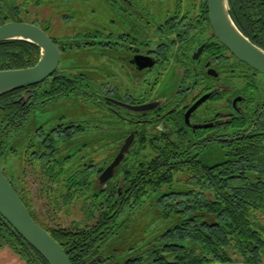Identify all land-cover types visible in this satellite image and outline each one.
Wrapping results in <instances>:
<instances>
[{
	"label": "flooded vegetation",
	"instance_id": "obj_1",
	"mask_svg": "<svg viewBox=\"0 0 264 264\" xmlns=\"http://www.w3.org/2000/svg\"><path fill=\"white\" fill-rule=\"evenodd\" d=\"M245 2L237 27L264 50V0ZM9 22L45 31L60 60L52 76L6 97L13 99L9 114H17L0 126L2 160L17 150L24 180L32 164L40 183L64 184L71 191L64 198L87 205L82 218L63 230L45 225L0 170L39 224L67 234L63 247L77 264L79 247L87 264H165V194L171 191L165 182L151 183L152 167L160 164L156 153L175 150L214 166L233 160L243 143L264 138V74L220 41L209 0H0V25ZM36 46L37 64L42 49ZM146 104L151 108L136 109ZM10 136H18L16 150ZM129 139L123 160L103 181ZM215 145L226 158L208 164L201 153ZM148 209L161 223L145 232L132 220ZM6 223L0 216L1 227ZM1 243L18 257L14 264H26L27 249L43 263L31 245Z\"/></svg>",
	"mask_w": 264,
	"mask_h": 264
},
{
	"label": "trees",
	"instance_id": "obj_2",
	"mask_svg": "<svg viewBox=\"0 0 264 264\" xmlns=\"http://www.w3.org/2000/svg\"><path fill=\"white\" fill-rule=\"evenodd\" d=\"M229 2L230 5L232 2L235 4L237 12L233 14V19L242 29L241 22L245 16L246 2L245 0ZM38 57L39 51L32 42L18 39L0 42V70L34 66ZM17 90L0 95V126L6 117L17 114H9L8 102L13 99L6 100V97H13ZM13 137L16 138L14 142L12 140L16 147L18 136ZM263 139L261 137L259 140L243 143L236 150L233 160H226L214 166L197 162L195 158L182 157V154L175 150L165 151V156L163 153H156L155 157L160 164L152 167L155 170L151 183L156 188L165 182V189L171 191L165 194V264L228 261L264 264V232L253 213L254 210L264 211ZM5 149L6 137L0 134V169ZM164 159L165 168L162 163ZM174 185L179 189L174 191L172 188ZM48 231L67 247L68 236L65 232L58 236L51 229ZM228 237L239 243L241 258L216 255L217 246L213 244L228 243ZM0 241L31 245L7 223L5 227L0 225ZM185 243L190 245L201 243L205 249L212 246L214 254L212 257L206 256L197 260L193 258V252L190 254L183 252L186 248ZM70 245L74 247V243ZM13 246L15 245L11 244L10 247ZM31 247L37 251L32 245ZM76 249L81 253L80 264H87L83 260L87 253L83 254L81 247ZM28 252L27 249L23 254L26 264H36ZM40 257L43 261L41 264H50L41 253ZM72 263L77 264L73 260Z\"/></svg>",
	"mask_w": 264,
	"mask_h": 264
},
{
	"label": "water",
	"instance_id": "obj_3",
	"mask_svg": "<svg viewBox=\"0 0 264 264\" xmlns=\"http://www.w3.org/2000/svg\"><path fill=\"white\" fill-rule=\"evenodd\" d=\"M210 19L220 39L233 54L252 68L264 74V50L259 48L237 27L231 17L228 0H209ZM25 40L39 45L42 55L31 67L0 70V95L24 86L36 85L52 76L59 64L60 52L50 36L31 24L9 22L0 25V42ZM151 104L137 106V110L151 108ZM131 145L129 139L121 153L102 175L105 181L121 163ZM0 216L37 249L50 264H73L63 245L31 215L21 196L8 177L0 170ZM207 264H262L243 261L213 262Z\"/></svg>",
	"mask_w": 264,
	"mask_h": 264
},
{
	"label": "rangeland",
	"instance_id": "obj_4",
	"mask_svg": "<svg viewBox=\"0 0 264 264\" xmlns=\"http://www.w3.org/2000/svg\"><path fill=\"white\" fill-rule=\"evenodd\" d=\"M78 111L79 110H74L73 113H77ZM15 139L13 136H10L11 142L12 140L14 142ZM17 143L18 140L16 141L15 150L18 148ZM201 158L208 164H215L223 161L226 158V154L224 149H222L219 145H215L208 150L203 151L201 153ZM132 159H134V157ZM1 165L7 172L8 176L13 180L17 188L25 196L27 203L32 208L33 212L36 213L38 218H40V220L45 225L49 227H58L59 229L63 230L66 227H69V223H71L72 220H79L82 218V214L84 213L83 207H87V205L84 203L83 199L73 200L71 203V199L64 198L65 194L70 195L69 192H71L67 190L64 184H60L59 187H57V190L54 184L47 183L44 180H42L43 182L40 183V179H38L36 176L39 173L38 168L32 167V164L27 170V175L29 176L30 174L31 178L27 177L28 180H24V177H22L23 175L21 176V171L23 168L22 164L17 158V150L14 151L8 159L4 158L1 162ZM34 175L36 176V179H34ZM180 180L182 181V178ZM55 189L57 190L56 192ZM71 206H73L74 209ZM70 208L73 209H71L72 211H70L72 212V214H69L68 210H66ZM148 210L143 214H139L138 217L132 220V223L142 224V226H146L142 227L143 229H147L144 230L145 232L149 229H155V225L161 223V221H159L155 216L156 214ZM253 213L255 214L256 220L264 232V211L254 210ZM134 236L140 239L144 237L141 232H137V235L135 234ZM0 244L3 243H1L0 241ZM238 244L239 243H237L234 238L228 237V243L215 242L213 246H217L216 255H225L227 257L237 259L241 258L242 256L241 252L239 251ZM184 247L186 248L183 252L185 254H190L193 252V258L195 257L197 260L202 259L206 256L212 257L214 254V248L212 246H209L205 249L201 245V243H196L195 245L185 243ZM169 256L171 255L169 254ZM170 259L172 258L170 257ZM13 260L15 261V263H17L18 257L9 253L6 247L0 246V264H14ZM21 261L23 262V260ZM122 263L123 260L118 262V264Z\"/></svg>",
	"mask_w": 264,
	"mask_h": 264
}]
</instances>
